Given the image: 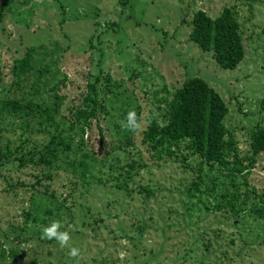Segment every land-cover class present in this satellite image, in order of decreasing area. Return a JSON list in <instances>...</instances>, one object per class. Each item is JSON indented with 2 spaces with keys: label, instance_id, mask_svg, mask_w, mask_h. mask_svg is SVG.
Segmentation results:
<instances>
[{
  "label": "rangeland",
  "instance_id": "374dc122",
  "mask_svg": "<svg viewBox=\"0 0 264 264\" xmlns=\"http://www.w3.org/2000/svg\"><path fill=\"white\" fill-rule=\"evenodd\" d=\"M223 6L233 7L244 47L233 69H222L187 38L195 10L213 17ZM7 7L13 15L4 11L0 23V100L25 97L52 106L61 97L53 120L66 126L87 75L107 73L117 89L100 95L109 137L78 145L79 134L64 130L71 149L58 145L51 181L37 186L31 174L40 172L29 166L0 168V264H264V154L246 184L240 173L229 175L230 166L202 165L195 190L199 159L186 156L185 143L153 158L140 134L146 118L161 121L162 100L195 76L225 100L224 125L246 151L248 129L259 119L264 124V0H9ZM28 46L32 70L13 78L5 65ZM129 111L138 112V132L120 125ZM15 117L0 115V139L48 138L51 126L30 123L22 135ZM107 154L119 160L110 177ZM124 181L130 191L118 186ZM231 182L242 183L233 211L226 203L216 209ZM143 186L153 195L145 197ZM247 186L262 201L243 193ZM237 207L242 210L225 218ZM255 208L261 217L250 211ZM55 220L80 249L78 258L43 238V228Z\"/></svg>",
  "mask_w": 264,
  "mask_h": 264
},
{
  "label": "trees",
  "instance_id": "16d2710c",
  "mask_svg": "<svg viewBox=\"0 0 264 264\" xmlns=\"http://www.w3.org/2000/svg\"><path fill=\"white\" fill-rule=\"evenodd\" d=\"M8 1L0 2V23L4 11L13 15L7 7ZM187 38L201 50L210 51L212 59L222 69H233L243 59L244 47L240 26L232 6H223L213 17L202 10H195L190 17ZM32 52L33 46H28L24 48L23 53L15 56L10 63L5 65L9 68V73L13 78L20 79L21 74L32 70ZM42 69H38L37 75L42 74V71L45 70ZM100 85L103 86L101 91H99ZM113 89H117V84L107 73L102 74L100 70H97L95 74L87 75L78 104L70 108V120L66 126H63V121L53 120L54 110H57L61 104V97H57L52 106L25 97L1 99L0 115L5 113L9 116H16L15 118L20 121V124L17 125L20 134L23 135L28 125L34 122L44 125L45 128L50 126L51 128L45 131L48 138L40 143L27 138L20 139L19 136L14 142L7 138L0 139V168L6 167L8 163L17 169L29 166L40 172V174H31L37 186H41L43 180L51 181L56 170L53 163L57 157L58 145L61 150L69 151L71 149V140L66 138L69 137L67 133L70 135L72 133L79 134L78 145H84L83 142L86 143V141L89 145H93L95 139L101 141L105 134L109 137V132L105 130L100 121V117L105 119L107 115L100 95L104 97ZM162 101L164 109L161 113V121L157 123L152 116L146 118V126L140 132L141 142L151 151V157L154 155L159 158L162 152L172 155V148H177L179 143H185L186 156L195 155L199 159L197 164L198 181L192 183L196 187L195 190L201 183L202 165H206L208 169L215 165L230 166L229 175L233 176L232 172L240 173L243 179L242 183L246 184L247 172L257 166L259 156L264 154V124L260 123L262 119H259V122L248 129L246 133L247 149L242 153L238 148V139L224 125V118L228 111L225 100L202 78L195 76L184 78L181 84L173 90L171 97ZM1 130L0 128V138L4 136L2 134L4 131ZM64 130L67 133L66 131L62 133ZM83 132H86L85 141L82 138ZM126 144L131 145L129 140ZM80 148L81 146H77L74 151L76 152ZM106 156L111 160L106 171V173H110L119 164V160L108 154ZM122 157L125 159V153L122 154ZM107 161L101 162V166ZM70 165L74 167L73 163ZM243 170L245 173L241 174ZM109 173L108 177L111 176ZM129 174L130 172H126V177H130ZM117 175L122 177L120 170L117 171ZM126 183L124 181L123 186H118L130 191L131 189ZM242 183L231 182V192L223 190L224 192H221L219 196L226 198L224 201L216 203L215 208H220L226 203L225 206L230 205L231 211H233L232 202L236 201L237 189ZM142 189L145 197L153 195L148 187L143 186ZM42 190L46 191V189ZM46 192L42 194H46ZM243 193L258 198L253 186L245 187ZM258 199L262 201L261 198ZM241 210V207H237L234 212L227 211L224 216L228 218L229 215ZM250 211L258 217L262 215L261 208ZM143 227L144 225H139L136 229L140 232ZM237 236L240 241L239 235Z\"/></svg>",
  "mask_w": 264,
  "mask_h": 264
},
{
  "label": "clouds",
  "instance_id": "9594fccd",
  "mask_svg": "<svg viewBox=\"0 0 264 264\" xmlns=\"http://www.w3.org/2000/svg\"><path fill=\"white\" fill-rule=\"evenodd\" d=\"M123 129L138 132L142 129V123L138 120L135 111H129L126 119L120 122ZM63 227L59 220L53 221L50 225L43 228L42 236L47 240H54L60 246V248H68L69 256L72 258H78L81 255L80 249L71 245V236L68 231H61Z\"/></svg>",
  "mask_w": 264,
  "mask_h": 264
}]
</instances>
